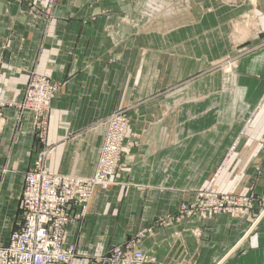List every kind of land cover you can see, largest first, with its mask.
Segmentation results:
<instances>
[{
    "label": "crops",
    "instance_id": "obj_1",
    "mask_svg": "<svg viewBox=\"0 0 264 264\" xmlns=\"http://www.w3.org/2000/svg\"><path fill=\"white\" fill-rule=\"evenodd\" d=\"M49 4L0 0V100L18 102L31 72L61 85L46 168L93 175L103 119L117 109L130 117L117 184L66 227L71 264H98L142 230H151L140 242L147 264H264V216L246 234L264 207V0ZM246 23L243 36L234 24ZM223 56H237L232 85L213 68ZM16 117L0 111V246L20 227L23 174L41 149L31 116ZM209 185L252 196L250 217L180 216Z\"/></svg>",
    "mask_w": 264,
    "mask_h": 264
},
{
    "label": "built area",
    "instance_id": "obj_2",
    "mask_svg": "<svg viewBox=\"0 0 264 264\" xmlns=\"http://www.w3.org/2000/svg\"><path fill=\"white\" fill-rule=\"evenodd\" d=\"M50 0L47 9L52 7ZM18 102L0 100V111L14 108L17 120L31 116L33 137L41 149L36 161L24 172L22 194L18 201L20 227L10 234L8 243L0 246V264H71L76 250L65 244L66 227L83 220L96 191L115 185L124 141L129 133L125 112H116L104 121V133L97 153L93 175L88 178L53 174L46 168L51 147L46 145L51 105L61 87L49 77L31 72ZM252 196L219 195L211 186L199 190L194 203L182 205L178 214L204 220L229 215L234 219L249 218ZM77 211L74 212V209ZM251 220L246 234L264 216V207ZM151 230H142L121 248L98 259V264H147L150 259L140 247L141 240Z\"/></svg>",
    "mask_w": 264,
    "mask_h": 264
},
{
    "label": "rangeland",
    "instance_id": "obj_3",
    "mask_svg": "<svg viewBox=\"0 0 264 264\" xmlns=\"http://www.w3.org/2000/svg\"><path fill=\"white\" fill-rule=\"evenodd\" d=\"M154 11H156V9L154 10ZM158 12H160V10H158V11H156L155 13H154V15H156V14H158ZM235 25V29L236 30H238V32L239 33H243L244 31H243V29H247L245 26H248L249 25V23H246V24H240V25H237V24H234ZM234 27V26H233ZM245 27V28H244ZM243 28V29H242ZM235 30V31H236ZM239 33H237V31L234 33L235 34V36L237 37V36H239V37H241V35L239 34ZM241 33V34H242ZM234 39H235V37H234ZM240 39V41L241 40H243V39H241V38H239ZM229 40H230V44H231V46L233 45V44H235V43H239V42H234V40L232 41L231 40V38H229ZM242 43H243V41H241ZM240 42V44H236V46H239L238 48H237V53L239 54L240 52H241V50L243 49L242 47H240L241 46V43ZM235 46V45H234ZM237 58V56H223L221 59H220V61H217V62H215L214 64V69L215 70H217V71H219V72H221L222 74H223V79H224V81H226L227 82V84L228 85H232V82H233V79L231 78V71H232V69H234V67H235V59ZM225 89V88H224ZM232 91V89L230 88H228V93L230 92V93H232L231 92ZM116 112H125L126 113V115H127V119H128V123H130V117L128 116V112H127V109H117L116 111H113V112H111V114H109L108 116H106L104 119H103V121H102V123L104 124V121L106 120V118H108L110 115H113V114H116Z\"/></svg>",
    "mask_w": 264,
    "mask_h": 264
},
{
    "label": "bare ground",
    "instance_id": "obj_4",
    "mask_svg": "<svg viewBox=\"0 0 264 264\" xmlns=\"http://www.w3.org/2000/svg\"><path fill=\"white\" fill-rule=\"evenodd\" d=\"M241 33H242V32H241ZM242 35L244 36V33H242ZM244 39H245V38H244ZM234 42H239V43H240L241 41H240L239 37H235Z\"/></svg>",
    "mask_w": 264,
    "mask_h": 264
}]
</instances>
